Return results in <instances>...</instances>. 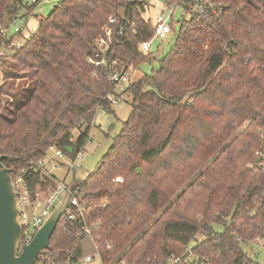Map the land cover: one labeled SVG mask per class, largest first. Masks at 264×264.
I'll list each match as a JSON object with an SVG mask.
<instances>
[{"label":"trees","instance_id":"1","mask_svg":"<svg viewBox=\"0 0 264 264\" xmlns=\"http://www.w3.org/2000/svg\"><path fill=\"white\" fill-rule=\"evenodd\" d=\"M19 2L25 6L0 0V17H16ZM172 2L191 17L181 20L160 67L123 93L106 67L87 58L109 17L124 13L135 32L125 25L108 60L140 67L159 59L166 40L149 54L138 51L154 35L144 2L61 0L2 58L0 154L15 158L5 164L16 169L51 146L74 156L96 111L111 113L114 100L131 96L109 151L74 185L84 194L90 233L79 223L59 225L47 250L55 264L90 254L99 264H168L171 256L177 264H259L244 245L264 239V169L250 167L264 154V0H211L216 12L208 5L203 13L191 12L196 0ZM199 233L205 240L187 261L185 248Z\"/></svg>","mask_w":264,"mask_h":264},{"label":"built area","instance_id":"2","mask_svg":"<svg viewBox=\"0 0 264 264\" xmlns=\"http://www.w3.org/2000/svg\"><path fill=\"white\" fill-rule=\"evenodd\" d=\"M129 2H144L148 9L153 12L148 0H128ZM198 3L193 6L191 12L203 13L205 7L208 5L212 8V12H216L219 4H214L211 0H196ZM30 11L28 15L34 14L36 8L40 6V0H32L27 3ZM181 7L183 14L180 22L183 19H189L190 13L185 7L179 3L172 2V0H163V5L157 10L152 19L154 27V35L149 40H143L138 44V51L142 54H149L153 51V43L159 41V43L168 40L170 34L174 32V16L175 9ZM151 12V13H152ZM39 16V15H38ZM42 18V17H41ZM21 19L19 14L11 19H2L0 17V35L4 38L6 44L0 48V86L6 81L5 73L2 66V58L9 54L10 49L20 48L24 42L20 43L18 39L19 33L24 32L25 27L18 25V20ZM177 23H180L178 22ZM128 24L135 32L136 23L129 21L128 17L123 13L121 17L112 15L108 19V23L103 27L102 33L97 36L94 42V53L87 58L90 64L99 67H106L107 80L114 85L116 92L123 93L127 89V86L131 83V66L124 65L119 67V63L116 60L109 61L108 55L112 46L118 42L125 34V25ZM181 24V23H180ZM161 53H159L160 55ZM93 76H97V70L93 72ZM115 103L118 102L114 100ZM89 139L87 140V142ZM86 142V143H87ZM85 143V144H86ZM85 146V145H84ZM84 146L81 147L72 157H69V163H63L68 167L69 171L75 169V167L81 166V162L85 158ZM48 151L54 152V157L49 158L46 155L35 161H31L27 166L16 169L11 173L15 191L18 197V202L21 211V224H22V242H29L34 237L37 230L43 225L45 220L50 216L56 204L61 200L64 194L69 190L70 186L67 184L65 178L60 180L55 175V170L58 168V158L66 156L63 150L51 146ZM264 157L263 152H258L256 158L251 163V169L256 168L264 169V161H260ZM56 160V161H55ZM12 167V166H9ZM83 193L71 190L70 206L66 212L61 216L58 226L63 230H68L71 225L79 223L82 226L83 232L90 233V229L86 223V204L83 200ZM96 227V225L94 226ZM264 239L257 237L255 242L250 241L247 246L255 244H263ZM44 251L36 260V264H55L53 262V256ZM193 254L188 253L187 261L191 260ZM96 259L99 261L96 263ZM180 258L171 256L168 260V264H177ZM100 257L96 255H87L85 258L79 260L74 264H99Z\"/></svg>","mask_w":264,"mask_h":264},{"label":"rangeland","instance_id":"3","mask_svg":"<svg viewBox=\"0 0 264 264\" xmlns=\"http://www.w3.org/2000/svg\"><path fill=\"white\" fill-rule=\"evenodd\" d=\"M60 1L61 0H40L39 8L38 9L36 8L34 14L29 15L30 16L29 24H28L29 28L25 30L24 37H21L20 39H18V41L20 43L26 42L31 37V35L37 30L39 25V19L42 16L43 17L49 16L51 12L54 10L55 6H57L60 3ZM23 2L25 3L26 6V4L27 3L30 4L32 0H23ZM148 2H150L151 5L154 6V8H152L153 12L147 9V11L143 13V16L149 19L152 17L153 19L154 18L153 15L156 14L157 10L162 7L163 0H148ZM18 5L20 7L18 14L20 15L21 19H19L17 22L19 26L24 27L25 15H28V11H26L23 5H20V2ZM182 14H183L182 8L177 7L175 9V16H174V20H175L174 32H176L180 27V23H177V20L181 18ZM174 32L170 34V37L168 38V40L164 42L162 48L160 49L161 54L159 56V59H156L151 63L142 64L140 67L138 66L134 67L133 64L130 65L131 67H134L131 70L132 82H137L140 78L149 75L153 70H156L160 67V57L169 53L173 48ZM158 44L159 41H155L153 43V48H154L153 51L157 50ZM20 80L21 79H18L17 82H19ZM2 97L7 98L5 94ZM130 102H131V96L127 92L122 96V98L118 99L117 103L114 104L113 112L111 113L105 112L103 109H98L96 111L94 123L91 125L90 129L88 130L89 141L84 146L85 158L81 162V166L75 167L74 170L69 171L68 167L64 165H60L62 164V162L69 163L70 162L69 157L65 156L63 158H58L59 161L57 162L59 163L60 166H58V168L55 170V175L58 179L64 180L65 178L67 184L71 186V185H75L80 180L87 178L92 172H94L100 160L104 157V155H106V153L109 151L110 147L112 146L113 138L116 135H118L119 132L121 131L123 122L126 121L127 118L129 117L131 110ZM47 153L49 154V151H47ZM48 154L47 156L51 158ZM50 155L54 157V152L51 151ZM213 228L217 232L224 231V226L222 224L213 225ZM203 240H205V235L203 233H199L196 239L191 241L190 244L187 246V248H185V250L188 251V253L193 254L191 249L193 250V248L197 245V243L202 242ZM255 241L256 239L252 240V242ZM244 247L248 253H251L257 259L259 264H264V243L255 244L251 246L244 245ZM193 252L195 251L193 250ZM98 261L99 259H96V263Z\"/></svg>","mask_w":264,"mask_h":264},{"label":"water","instance_id":"4","mask_svg":"<svg viewBox=\"0 0 264 264\" xmlns=\"http://www.w3.org/2000/svg\"><path fill=\"white\" fill-rule=\"evenodd\" d=\"M13 160L15 158L0 154V264H36L40 254L51 248V238L59 220L70 206L74 185L56 204L32 240L22 242L21 211L11 177L15 168L5 164Z\"/></svg>","mask_w":264,"mask_h":264},{"label":"crops","instance_id":"5","mask_svg":"<svg viewBox=\"0 0 264 264\" xmlns=\"http://www.w3.org/2000/svg\"><path fill=\"white\" fill-rule=\"evenodd\" d=\"M23 3H24V2H23ZM24 5H25V3H24ZM24 7H25L26 11L29 10V6H28V4H26V6H24ZM27 9H28V10H27ZM26 13H27V12H26ZM19 16H20V15H19ZM42 17H43V16H42ZM29 18H30L29 15H25V26H24L25 29H24L23 37H24V35H25V30L29 28V27H28V24H29ZM50 152H51V151H49V154H48V153H47V154H48L50 157H52V155H50Z\"/></svg>","mask_w":264,"mask_h":264}]
</instances>
